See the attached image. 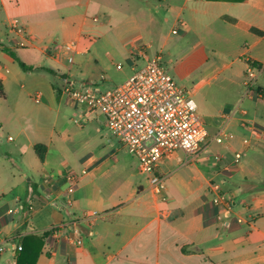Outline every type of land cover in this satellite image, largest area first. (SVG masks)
I'll list each match as a JSON object with an SVG mask.
<instances>
[{"label":"crops","instance_id":"0c3cea01","mask_svg":"<svg viewBox=\"0 0 264 264\" xmlns=\"http://www.w3.org/2000/svg\"><path fill=\"white\" fill-rule=\"evenodd\" d=\"M13 21L32 43L17 45ZM104 34L127 52L132 71L140 66L132 47L144 46L191 95L226 71L222 80L245 87L248 59L264 73V0H0V264H16L24 236L46 234L36 264H264V136L256 134L264 118L242 108L250 91L235 95L229 109L225 102L202 113L217 128L211 140L225 126L242 136L240 146L209 155L213 142L195 161L180 151L164 159L156 170L167 186L161 200L103 114L61 94L66 78L78 88L98 82L76 56L83 40L91 55ZM67 43L77 49L72 65L62 52L47 53ZM12 54L39 69L24 70ZM256 101L264 105V97ZM216 184L232 202L230 218L213 202ZM68 235L83 245L67 243Z\"/></svg>","mask_w":264,"mask_h":264},{"label":"built area","instance_id":"2783aa9c","mask_svg":"<svg viewBox=\"0 0 264 264\" xmlns=\"http://www.w3.org/2000/svg\"><path fill=\"white\" fill-rule=\"evenodd\" d=\"M11 28L20 37L17 40L18 46L26 47L34 41L33 36L16 21L12 22ZM173 33L177 34L178 30L175 29ZM61 52L72 65L77 53L76 46L67 43L47 49V53L54 57H58ZM139 59L143 60L144 65L133 69V74L120 85L103 89L99 82H88L78 88L70 78H66L61 87V94L76 106L83 105L103 114L107 127L119 139L124 150L138 160V171L148 176L150 189L160 196L161 200H166V181L157 173L158 165L179 151L186 154L189 161H195L211 143L221 144L228 136L223 126L211 140L191 93L176 82L161 64L159 57L149 58L146 47L134 45L131 61L135 64ZM247 64L246 84L250 92L260 97L255 86L259 65L251 59L247 60ZM117 68L121 69V66ZM227 118L228 115L225 116V119ZM257 131L256 134L264 136V131ZM9 139L12 140L11 137ZM243 143L248 146L250 140L245 139ZM241 158L242 153H236L235 164H238ZM215 159L220 162L222 157L217 155ZM52 178L46 176L44 181L51 184ZM70 180L71 186L67 194L74 192L77 177L72 176ZM212 189L215 192L214 204L224 207L226 217L230 218V198L219 185H212ZM72 203V199H69L67 204ZM98 216L95 212L86 213L83 218L91 221ZM52 230L57 234V228ZM65 240L74 246L83 245L82 239L73 235L66 236Z\"/></svg>","mask_w":264,"mask_h":264},{"label":"rangeland","instance_id":"374dc122","mask_svg":"<svg viewBox=\"0 0 264 264\" xmlns=\"http://www.w3.org/2000/svg\"><path fill=\"white\" fill-rule=\"evenodd\" d=\"M92 17V16H91ZM93 23V22H92ZM91 23V24H92ZM95 26L98 29H105V33H107V30H110L109 26H102L99 23H94ZM113 25V24H112ZM101 26V27H100ZM113 38L112 35L108 34V37L104 34L102 35V39L100 42H94L91 46L90 53L91 55L87 54L85 52L86 47L89 43L85 42L83 40L82 44L79 46V50L82 51V55H77V60L80 61V63L84 64L85 72L90 76L93 81H101V76L105 75L106 78L105 82L103 81L102 88L103 89H109L116 85H120L124 83L132 74L133 71L131 70V66L129 65V56H127V52L125 53L123 50L116 48V46H113L110 44L109 39ZM140 67L144 65V62L142 59L138 60ZM161 64L165 67V69L168 71V73L171 74L169 70V66L165 63V65L161 62ZM121 66L123 70H118L117 66ZM261 66L259 65V69ZM231 71H226L223 74L220 75L219 79L213 80L210 84H207L204 86L201 90L196 91L192 97L193 99L198 103L199 109L198 113L202 120H204L207 129L211 133H215L217 128H214L210 125L207 121L208 118L205 117L202 113H211L220 108L224 103H228L227 109L233 107L234 104H236V99L234 98L235 95L239 94V92H246L248 91L249 87L246 84L247 83V67L244 72V85L242 87H239L238 84L224 81L221 78L222 77H229ZM86 74V75H87ZM87 75V76H88ZM206 75V68L205 70L198 71L195 76H203ZM177 82V81H176ZM178 83V82H177ZM264 86V73L263 75L259 73L258 81L256 82V87L259 85ZM255 90V89H254ZM256 94L253 92H250L249 95H246L244 97V104L242 105V108L249 110L251 113L256 115L258 118V121H260L261 117L264 118V105L256 101ZM252 96V99L250 97ZM209 126H208V125ZM226 134L228 136L227 139L224 140L223 143H213L210 148L207 150V154L209 155H223L226 153V151L232 152L233 148L235 146H238L240 144V140L242 139V136L238 135L237 133L233 132L231 128H226ZM240 146V145H239ZM123 155H128L125 152H122ZM184 157V156H183ZM259 165L264 170V152L259 153V159H258ZM147 178V175H142L141 177Z\"/></svg>","mask_w":264,"mask_h":264},{"label":"trees","instance_id":"16d2710c","mask_svg":"<svg viewBox=\"0 0 264 264\" xmlns=\"http://www.w3.org/2000/svg\"><path fill=\"white\" fill-rule=\"evenodd\" d=\"M15 57L14 54H12ZM19 62L20 66L26 71H34L39 68H33L25 65L20 60L16 58ZM257 93L260 94V97H264V89L258 88ZM255 97H258L255 95ZM261 187L264 188V183L260 184ZM48 234L43 237H38L35 235H26L22 238L20 247L18 248V253L16 257V264H36L38 257L42 251V248L45 243V239Z\"/></svg>","mask_w":264,"mask_h":264}]
</instances>
